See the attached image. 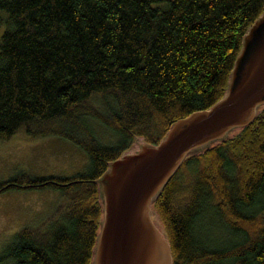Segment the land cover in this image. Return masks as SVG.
Segmentation results:
<instances>
[{"label": "trees", "instance_id": "16d2710c", "mask_svg": "<svg viewBox=\"0 0 264 264\" xmlns=\"http://www.w3.org/2000/svg\"><path fill=\"white\" fill-rule=\"evenodd\" d=\"M264 0H0V139L55 135L85 170L25 172L8 188L59 190L58 208L15 231L0 263L90 264L94 180L135 137L222 97L241 36ZM112 138L103 142L98 129ZM172 264H264V104L251 122L182 161L151 204Z\"/></svg>", "mask_w": 264, "mask_h": 264}, {"label": "water", "instance_id": "95a60500", "mask_svg": "<svg viewBox=\"0 0 264 264\" xmlns=\"http://www.w3.org/2000/svg\"><path fill=\"white\" fill-rule=\"evenodd\" d=\"M264 104V8L241 36L221 98L123 152L94 180L101 207L90 264H172L151 204L185 157L251 122Z\"/></svg>", "mask_w": 264, "mask_h": 264}, {"label": "rangeland", "instance_id": "374dc122", "mask_svg": "<svg viewBox=\"0 0 264 264\" xmlns=\"http://www.w3.org/2000/svg\"><path fill=\"white\" fill-rule=\"evenodd\" d=\"M5 13L0 10L3 20ZM4 23H0V32ZM99 138L109 142L108 130L98 129ZM143 142L135 137L129 152ZM85 153L68 140L55 135L29 137L17 131L10 139H0V181L25 172L33 176H71L85 170ZM62 201L59 190L50 187L8 188L0 191V250L10 236L24 226L34 227L50 216ZM154 224L161 230L156 214L151 211ZM8 264V263H0Z\"/></svg>", "mask_w": 264, "mask_h": 264}]
</instances>
